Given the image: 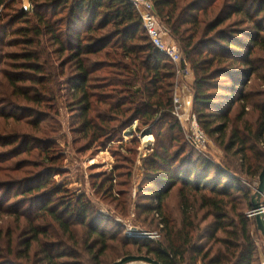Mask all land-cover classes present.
<instances>
[{
    "label": "trees",
    "instance_id": "1",
    "mask_svg": "<svg viewBox=\"0 0 264 264\" xmlns=\"http://www.w3.org/2000/svg\"><path fill=\"white\" fill-rule=\"evenodd\" d=\"M152 1L160 24L194 71L192 110L200 127L224 143L226 152L246 160L247 176L259 178L264 169V0ZM0 36V162L24 155L0 165L5 217L0 264H104L103 258H113L114 264L140 256L131 255V247L161 264H258L250 233L255 217L244 211L253 210L255 192L245 191L241 177L203 159L187 142L173 114L175 65L153 45L128 0H0ZM4 45L15 51L3 53ZM50 52L63 69L77 151L85 154L96 144L95 156L78 163L94 168L106 187H116L115 162L128 139L114 141L126 128L139 120L147 125L146 134L160 141L162 151L154 150L149 164L159 181L147 189L156 205L144 212L158 221L166 246L111 233L108 217L84 195L74 199L55 181L63 157L50 136L55 105L44 65ZM236 106L240 112L233 119ZM159 110L169 115L160 117ZM250 112L258 113V130L243 122ZM58 125L75 159L66 125L60 119ZM159 127L166 133L156 135ZM176 136L202 163L192 164L190 154L178 165L184 150L172 157L167 149ZM178 186L180 224L163 211ZM69 187L76 197L88 189L82 172ZM199 211H205L202 222L213 219L208 228L195 224ZM194 236L207 243L194 245Z\"/></svg>",
    "mask_w": 264,
    "mask_h": 264
},
{
    "label": "rangeland",
    "instance_id": "2",
    "mask_svg": "<svg viewBox=\"0 0 264 264\" xmlns=\"http://www.w3.org/2000/svg\"><path fill=\"white\" fill-rule=\"evenodd\" d=\"M162 29L165 32L164 35L165 40L172 45L173 44L176 45V43L169 36L168 32L163 27ZM4 46L5 47L3 49V53L4 51L9 53L15 51L13 49L7 48L6 45ZM0 47L2 49L3 46ZM180 51L182 52L181 49ZM44 65L47 76L50 80V95L53 98L55 105V112L52 115V120L49 121V123H51L50 136L58 143L59 149L63 157L62 158L63 168L57 171L58 174L55 176V181L58 184L63 185L66 189H68L70 195L74 199H77L79 196L84 195L87 198V200L93 205V207L96 209L97 213H101L102 215L108 217L111 222L106 224V228L111 233L120 234V236L128 235V232L130 230L152 233L158 235L159 238L155 240L147 239L145 241L151 242L152 247L155 248L159 246H166L164 234L161 232V227L158 226V221L155 219L153 214H147L144 212L146 208L145 206L156 205L155 200H153L154 198L150 197L149 194L147 193V189L151 187L150 185H152L151 184L152 181L155 183L153 185H156V182L159 181V177L157 173L149 170V164L152 160L153 151L154 150L162 151L158 147L160 141L159 140L156 141L154 135H147L146 134V131L148 129L147 125L144 122H140L139 120L135 121L131 127L126 128L121 133L120 138L114 141V142H121L123 140L121 142L123 143L128 139L127 146L124 149L119 150L117 154V159L115 162L116 187L112 185L106 187L105 182L100 180L95 175L94 168L85 170L82 167V165H79L78 163L79 160L81 159L95 156L94 147L96 144L92 147L91 150H89L85 154H80L77 151L78 146L74 143V135L71 132L72 116L70 115L66 103L67 90L64 86L65 80L61 77V73L63 69L60 68V61L58 60L57 56H55L50 52L47 53L44 58ZM178 67L177 65H175L176 77L174 79L175 80L174 95H176L179 98L181 103V110H180L181 119L177 118L176 116L175 117L180 122V125L182 127L183 133L185 134V138H186V133L189 130L191 131L192 129V122H193L192 118L196 117V115L193 113L192 110L193 95L195 93L194 92L195 74L191 66L187 63L185 69L187 70L186 73L189 74L185 77L184 76L178 77L177 75ZM66 73H69V71L66 70ZM140 99H142V101H146V97L142 95ZM159 112H160V117L169 115V112L163 110H159ZM239 112H240V108L239 106H236L233 110L232 118L234 119ZM59 119L62 120V122H64V124L66 125L67 128L66 131L70 138L69 149L71 150V153L74 154L75 159L71 158L68 152V147L66 146V144H64L65 136L57 132L59 127L58 125ZM257 119H258V113L250 112L247 115V117H245V120L243 122L247 121V125H250L254 130H258V126L256 125ZM243 122L237 123L239 124L238 127L241 130L243 129L244 126ZM155 133L156 135L157 133L165 134L166 130L164 129L161 132V128L159 127ZM175 134L177 135V132ZM165 137L166 139H168L170 135L168 136L165 135ZM176 137H177V141L174 144H172V146L167 144L168 145L167 149L169 154L172 155V157L175 155L177 156V151L184 150V154H182L178 158V165L181 161H183L182 160L183 157L192 154L190 160L194 165L195 164L199 165V163H202L203 159H206L214 165H220L223 168H229V173H231V175L236 177H241L240 180L244 184L250 187L249 189L240 181L239 184L242 185L240 187H243L245 191L248 189V191L251 190L252 193L253 191L252 188L258 187L259 178L252 179L251 177L246 175L245 169L247 168V166L245 165L248 164L246 163V160L240 155L239 156L235 155L234 154L235 152H226L224 143H221V141L218 140L217 137L211 138L210 136L206 135V137L209 139V143L207 144V147L203 149H195L189 144L191 148L194 149L198 153V155H200V157L203 158L200 161L197 154L192 153L189 148L183 146L184 145L183 139H179L178 136ZM97 144H101L103 147H105L109 143L107 144L97 143ZM260 146L261 145H259V149L263 150V148H261ZM183 147L184 149H182ZM1 151L3 150L0 148V152ZM22 157H24V155H20L16 157L14 160H10V162H6V161L0 162V165H7L8 163H13V161H18ZM75 164L79 165L80 167L78 166L76 167ZM173 167L176 168L177 164L174 163ZM78 172L80 173L82 172V178H84L87 181L88 189H86V191L80 193L76 197V195L72 192V190L69 187V181L73 179L74 175ZM233 176H231V178H233ZM180 189L181 186H178L170 194L169 198L165 202L164 210H163L168 216H171L172 219H175L178 224H180L182 219V214H181L182 205L179 197ZM1 195L2 193H0V197ZM236 195L239 194L236 193ZM139 206L141 208H139ZM197 210H198V206L196 205L194 212H196ZM244 211H245V215L248 217L250 211H248L245 207H244ZM194 212L192 215H195ZM204 214L205 211H199L197 214L198 218L195 220V224L199 225L201 229H205V227L213 223L212 218H209L206 222H202L201 219ZM4 219L5 217H3V215L0 214V225H1V221ZM250 233L257 249L255 262L258 264H264V238L261 235V233L257 230L256 225L251 227ZM221 236H223L222 233L218 234V237ZM132 238L142 239L141 237H132ZM142 240H144V238ZM199 240L200 239H197L196 236L194 238V245L203 246L207 243V240H203V241L201 240L199 241ZM212 243L213 241H211V244ZM114 245L117 246V244ZM117 248L118 247H116V249ZM130 249H132L131 255L145 256V254L136 253V247H131ZM112 260L113 258L102 259V261H104V264H113L111 262Z\"/></svg>",
    "mask_w": 264,
    "mask_h": 264
},
{
    "label": "built area",
    "instance_id": "3",
    "mask_svg": "<svg viewBox=\"0 0 264 264\" xmlns=\"http://www.w3.org/2000/svg\"><path fill=\"white\" fill-rule=\"evenodd\" d=\"M136 9L139 16L141 17L143 28L149 36L151 42L156 47V49L163 55H165L174 65L178 67V77H185L189 73H186L187 70L185 66H187L186 59L182 52L180 51L177 45H172L168 43L165 38V32L163 31L160 21L155 12V6L152 0H128ZM174 110L173 114L181 119L180 110L181 103L179 98L174 95ZM192 129L186 133V138L189 144L195 149H203L207 147L209 143V139L206 137L205 133L201 129V127L197 123L196 117L192 118ZM253 191L256 192L257 187L252 188ZM258 212L250 211L248 217L254 218ZM261 213L264 214V194L262 195V208ZM129 237H141L144 239L155 240L158 239L159 236L152 233L147 232H139L132 231L128 232Z\"/></svg>",
    "mask_w": 264,
    "mask_h": 264
},
{
    "label": "water",
    "instance_id": "4",
    "mask_svg": "<svg viewBox=\"0 0 264 264\" xmlns=\"http://www.w3.org/2000/svg\"><path fill=\"white\" fill-rule=\"evenodd\" d=\"M264 194V169L259 177V184L255 194L252 197V207L258 213L255 216L256 228L264 238V214L261 213L262 195ZM114 264H161L158 261L147 256H127Z\"/></svg>",
    "mask_w": 264,
    "mask_h": 264
},
{
    "label": "crops",
    "instance_id": "5",
    "mask_svg": "<svg viewBox=\"0 0 264 264\" xmlns=\"http://www.w3.org/2000/svg\"><path fill=\"white\" fill-rule=\"evenodd\" d=\"M190 76H191V74H190Z\"/></svg>",
    "mask_w": 264,
    "mask_h": 264
}]
</instances>
